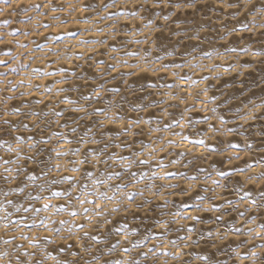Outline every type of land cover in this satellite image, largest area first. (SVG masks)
<instances>
[{
    "label": "rangeland",
    "instance_id": "rangeland-1",
    "mask_svg": "<svg viewBox=\"0 0 264 264\" xmlns=\"http://www.w3.org/2000/svg\"><path fill=\"white\" fill-rule=\"evenodd\" d=\"M0 253L264 264V0H0Z\"/></svg>",
    "mask_w": 264,
    "mask_h": 264
},
{
    "label": "snow or ice",
    "instance_id": "snow-or-ice-1",
    "mask_svg": "<svg viewBox=\"0 0 264 264\" xmlns=\"http://www.w3.org/2000/svg\"><path fill=\"white\" fill-rule=\"evenodd\" d=\"M4 2H7V0H4ZM229 131H231V129H229ZM199 143H203V141H200ZM143 162V161H142ZM220 175H223V173H220ZM34 179V178H33ZM214 183H215V181H214ZM53 195H59V193H54ZM35 199H39V197H35ZM44 208L45 209H47L48 208V205L47 204H45L44 205ZM25 211H27V209H25ZM38 211V210H37ZM241 215H243L242 213H241ZM192 219H195V217H192ZM61 223H63V221L61 222ZM5 243L7 244V243H9V241H5ZM2 255H5V253H0V256H2Z\"/></svg>",
    "mask_w": 264,
    "mask_h": 264
},
{
    "label": "bare ground",
    "instance_id": "bare-ground-1",
    "mask_svg": "<svg viewBox=\"0 0 264 264\" xmlns=\"http://www.w3.org/2000/svg\"><path fill=\"white\" fill-rule=\"evenodd\" d=\"M189 212V211H188Z\"/></svg>",
    "mask_w": 264,
    "mask_h": 264
}]
</instances>
